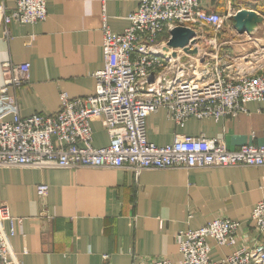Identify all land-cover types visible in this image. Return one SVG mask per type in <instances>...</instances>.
I'll return each instance as SVG.
<instances>
[{
    "label": "crops",
    "instance_id": "obj_1",
    "mask_svg": "<svg viewBox=\"0 0 264 264\" xmlns=\"http://www.w3.org/2000/svg\"><path fill=\"white\" fill-rule=\"evenodd\" d=\"M2 2L8 11L16 7L15 0ZM46 2L48 17L43 21L4 26L0 18V64L30 66L28 84L15 92L23 116L53 114L62 93L71 98L92 95L94 72L105 64L104 25L123 32L139 4ZM262 24L252 34L230 29L225 38L218 36V48L210 47V53L202 48L201 54L219 57L216 61L234 76L259 73L264 70ZM147 123L148 140L160 146L177 134H204L222 140L229 149L259 146L264 144V101H248L246 110L237 114L190 116L182 123L170 117L167 107H160ZM92 129L96 147L109 144L100 122H93ZM41 184L48 186L45 197L38 194ZM263 199L264 166L152 168L139 175L123 167L0 168V202L15 217L11 247L17 264H132L163 257L178 262L177 232L227 217L241 225L234 248L209 240L214 246L211 258L220 260L260 241L250 221L254 206ZM5 227L10 230L9 222Z\"/></svg>",
    "mask_w": 264,
    "mask_h": 264
},
{
    "label": "built area",
    "instance_id": "obj_2",
    "mask_svg": "<svg viewBox=\"0 0 264 264\" xmlns=\"http://www.w3.org/2000/svg\"><path fill=\"white\" fill-rule=\"evenodd\" d=\"M8 11L0 4L4 26L12 21L35 23L48 17L46 0H15ZM233 0H139L130 15V26L116 33L104 25L105 64L94 72L95 92L71 98L61 94V104L53 114H21L15 92L29 82L27 63L5 61L0 64V168H77L123 167L137 175L145 169L174 167L264 166V144H244L229 149L222 140L204 134H177L173 141L160 146L147 138L151 113L167 107L177 123L190 116L220 117L246 110L251 100L264 101V70L242 76L231 75L227 66L201 63L191 58L201 55L199 44L207 32H214L209 43L217 45L225 27L235 29L234 16L240 10ZM185 26L196 32L191 48L196 55L168 45L171 31ZM177 56H173V52ZM186 59H185V58ZM208 59V58H207ZM98 121L109 135L106 146L93 144L92 123ZM45 197L48 186L38 185ZM5 222H9L7 231ZM15 217L7 204L0 202V264H17L11 247L16 234ZM240 222L216 218L200 228L177 232L181 258H141L132 264H264V199L253 208L250 226L260 241L241 246L220 260L211 258L213 245H236Z\"/></svg>",
    "mask_w": 264,
    "mask_h": 264
},
{
    "label": "water",
    "instance_id": "obj_3",
    "mask_svg": "<svg viewBox=\"0 0 264 264\" xmlns=\"http://www.w3.org/2000/svg\"><path fill=\"white\" fill-rule=\"evenodd\" d=\"M235 29L239 34H252L260 24L264 23V14L255 9H240L234 16ZM196 32L185 26H177L171 31L168 45L173 48H182L190 55H196L198 48H191L190 44L196 41ZM177 56V52H173Z\"/></svg>",
    "mask_w": 264,
    "mask_h": 264
},
{
    "label": "rangeland",
    "instance_id": "obj_4",
    "mask_svg": "<svg viewBox=\"0 0 264 264\" xmlns=\"http://www.w3.org/2000/svg\"><path fill=\"white\" fill-rule=\"evenodd\" d=\"M231 7L233 9H236V10L243 9V8H254V9H257L258 12L264 14V0H233ZM261 26L263 28L262 31H264V23ZM229 32H230V29L228 27H225L223 32L219 33L218 36L225 38L229 34ZM206 34H207L206 36L200 38L199 44L201 45V47L204 50L203 53L204 52L210 53V51H209V50H211L210 47L218 48V46L214 45V43L213 44L209 43V39L211 37H216V36L214 35V32H207ZM212 52H215V51H212ZM203 53L199 57L191 58V59H193V61H195V63H194L195 66H197L199 69L205 68V65L203 63H201L199 60V58L203 55ZM208 57H209V55L206 54L205 59L211 63L215 62L216 59L219 58V57L218 58L209 57V59H207Z\"/></svg>",
    "mask_w": 264,
    "mask_h": 264
}]
</instances>
